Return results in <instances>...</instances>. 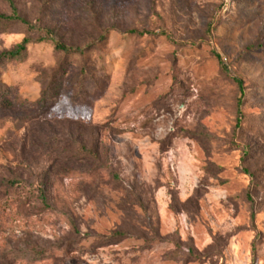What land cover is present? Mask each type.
<instances>
[{"label":"rangeland","instance_id":"rangeland-1","mask_svg":"<svg viewBox=\"0 0 264 264\" xmlns=\"http://www.w3.org/2000/svg\"><path fill=\"white\" fill-rule=\"evenodd\" d=\"M13 1L40 32L0 22V56L35 40L0 63L6 264H264V0Z\"/></svg>","mask_w":264,"mask_h":264},{"label":"trees","instance_id":"trees-1","mask_svg":"<svg viewBox=\"0 0 264 264\" xmlns=\"http://www.w3.org/2000/svg\"><path fill=\"white\" fill-rule=\"evenodd\" d=\"M9 4H10V8H11V16H6V15H2L0 14V22H12V23H21L22 25H25L31 32H40V30L38 29V27L36 25L31 24L30 22L24 20L20 13L19 10L16 6V4L14 3L13 0H6ZM109 33V30L105 31L103 36L100 38V40H96L90 44H88L87 46L84 47H75V46H70L67 45L65 43H62L61 41L57 40L55 37H53L49 32H46L44 36H41L39 38V42H50L54 45L55 51L58 53H63L65 55H85L87 53V51H89L92 47H94V45H96V43L103 41L107 38V35ZM130 34H137L140 36H145V35H154V36H164L166 37L169 41L174 42V39L172 38V36L166 32H160V33H153V32H138V31H130ZM35 42V40L33 39H25L20 45H18L17 47H15L14 49L10 50V51H6L4 52L1 56H0V63L2 62H7V61H12V60H17V59H21L24 57V55L27 53L28 51V47L33 44ZM213 55L215 56V58L218 60L219 65L222 69V71L224 72V74L231 79L233 82H235L239 89L241 90V92L243 93L244 91V83L241 79H239L237 76H235L233 74V72L228 68V66L223 62L222 58L220 55H218L217 53L213 52ZM12 99L9 97V92L8 91H2L0 90V110H6L8 108H10V106H12ZM242 105V98L239 100L238 102V125H240L241 122V110L240 107ZM81 150H83V152H87L89 154H91L94 158H96V154L93 153L91 150L87 149V147L85 146H80ZM244 150V149H243ZM246 153V151H245ZM10 185L12 187H16V186H21L23 185V187L25 186V183L21 180H17V181H13L10 183ZM39 192L41 193V197L44 203H46L48 201L47 198V192L44 186H40L39 188ZM33 194H35V190L32 192ZM0 208L3 209L4 214L0 216V219H4L5 221H10V223H21L22 219H23V214L16 212V210L14 209V204L12 203V201H8L5 205L0 203ZM7 223V222H5ZM72 225V229L75 232L76 235H79L80 232L77 230V227L74 224ZM124 234L120 233V232H116L112 234L113 238H121L123 237ZM19 252L13 251V252H7L5 254H0V264H6L8 256L10 258L14 257L13 260H15L16 256L19 255ZM33 254V253H30Z\"/></svg>","mask_w":264,"mask_h":264}]
</instances>
